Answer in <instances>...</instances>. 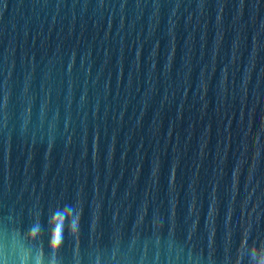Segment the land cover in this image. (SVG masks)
<instances>
[{
  "label": "water",
  "instance_id": "water-1",
  "mask_svg": "<svg viewBox=\"0 0 264 264\" xmlns=\"http://www.w3.org/2000/svg\"><path fill=\"white\" fill-rule=\"evenodd\" d=\"M36 222L45 264L264 239V0H0V264Z\"/></svg>",
  "mask_w": 264,
  "mask_h": 264
},
{
  "label": "clouds",
  "instance_id": "clouds-1",
  "mask_svg": "<svg viewBox=\"0 0 264 264\" xmlns=\"http://www.w3.org/2000/svg\"><path fill=\"white\" fill-rule=\"evenodd\" d=\"M65 220H69L68 231L71 234L76 235L79 231V217L73 221L70 220L67 213L53 216L49 221L51 231L47 245L51 253H56L63 241ZM41 238L40 226L36 222L21 239H14L11 243L5 240L3 249L5 261H7L9 255H15L19 259V264H45L42 248L33 254L27 247L37 243ZM230 259L232 264H264V239H251L250 229H242L239 243L235 250L231 252ZM51 264H54V262H51Z\"/></svg>",
  "mask_w": 264,
  "mask_h": 264
}]
</instances>
